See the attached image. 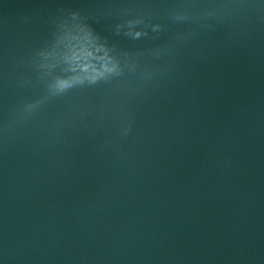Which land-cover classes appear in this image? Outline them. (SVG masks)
I'll use <instances>...</instances> for the list:
<instances>
[{
  "label": "water",
  "instance_id": "water-1",
  "mask_svg": "<svg viewBox=\"0 0 264 264\" xmlns=\"http://www.w3.org/2000/svg\"><path fill=\"white\" fill-rule=\"evenodd\" d=\"M0 264H264V0H0Z\"/></svg>",
  "mask_w": 264,
  "mask_h": 264
}]
</instances>
